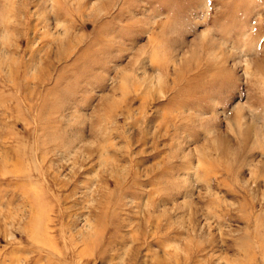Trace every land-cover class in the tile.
<instances>
[{"label":"rangeland","instance_id":"rangeland-1","mask_svg":"<svg viewBox=\"0 0 264 264\" xmlns=\"http://www.w3.org/2000/svg\"><path fill=\"white\" fill-rule=\"evenodd\" d=\"M0 264H264V0H0Z\"/></svg>","mask_w":264,"mask_h":264}]
</instances>
